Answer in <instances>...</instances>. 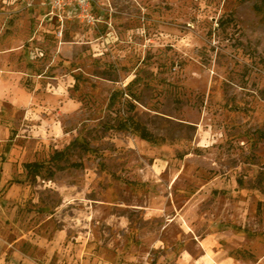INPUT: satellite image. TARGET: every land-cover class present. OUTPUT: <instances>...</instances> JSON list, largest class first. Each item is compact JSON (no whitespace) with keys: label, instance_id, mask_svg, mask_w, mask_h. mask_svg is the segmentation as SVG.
I'll use <instances>...</instances> for the list:
<instances>
[{"label":"rangeland","instance_id":"1","mask_svg":"<svg viewBox=\"0 0 264 264\" xmlns=\"http://www.w3.org/2000/svg\"><path fill=\"white\" fill-rule=\"evenodd\" d=\"M52 1L0 0V264H264L263 0Z\"/></svg>","mask_w":264,"mask_h":264},{"label":"trees","instance_id":"2","mask_svg":"<svg viewBox=\"0 0 264 264\" xmlns=\"http://www.w3.org/2000/svg\"><path fill=\"white\" fill-rule=\"evenodd\" d=\"M264 3V0H263ZM113 103V98L111 101V104ZM118 130L121 131H130L134 134H136L140 139L148 141V142H153L154 141V137L153 135L147 130V128L145 126H143L139 121L135 120L133 117H128L127 120L120 122L117 127ZM74 146L78 147L79 149H83L84 152H88V147L84 144H77L74 143ZM68 150L65 151H56L52 157H51V162L58 168V170H64L66 167L65 166H60V162L62 161H68ZM68 166L71 167H79L82 166L81 164H77V163H72ZM25 169L28 173V175H33L34 177H36L38 174H40V171L45 167L43 164H39V163H27L25 164ZM49 176H54V172L50 171L49 172Z\"/></svg>","mask_w":264,"mask_h":264},{"label":"built area","instance_id":"3","mask_svg":"<svg viewBox=\"0 0 264 264\" xmlns=\"http://www.w3.org/2000/svg\"><path fill=\"white\" fill-rule=\"evenodd\" d=\"M51 4L53 10L58 13L65 12L88 27L97 26L102 19L100 15L94 13L96 5L100 6L98 0H53ZM60 15V22H63L62 14Z\"/></svg>","mask_w":264,"mask_h":264},{"label":"crops","instance_id":"4","mask_svg":"<svg viewBox=\"0 0 264 264\" xmlns=\"http://www.w3.org/2000/svg\"><path fill=\"white\" fill-rule=\"evenodd\" d=\"M11 78L13 77L11 76ZM6 88L7 85L5 83L0 84V96L1 95L3 96L5 94ZM6 136L7 133L5 128L2 125H0V142H3ZM206 256L210 257V259L213 260V262H215L214 264H236L235 261L232 260L229 256H224L223 254L213 253L209 255L207 254ZM174 264H203V263L200 260L196 261L187 252H182L175 259Z\"/></svg>","mask_w":264,"mask_h":264}]
</instances>
